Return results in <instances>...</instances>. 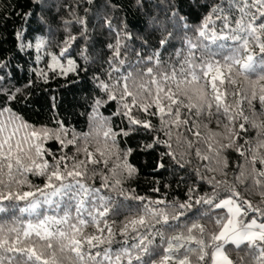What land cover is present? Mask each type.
<instances>
[{
	"label": "snow or ice",
	"instance_id": "1",
	"mask_svg": "<svg viewBox=\"0 0 264 264\" xmlns=\"http://www.w3.org/2000/svg\"><path fill=\"white\" fill-rule=\"evenodd\" d=\"M65 7L71 19L60 18V57L67 63L52 55L49 69L87 72L71 56L78 51L91 62L90 9L80 15L79 4ZM190 7L203 9L198 23L170 3L165 17L149 20L155 42L141 39L139 48L126 23L117 28L100 17L115 39L92 73L99 95L86 113L87 131L69 136L55 114L54 128L29 122L30 85L0 87V264H237L231 250L244 253L239 264L244 256L264 264V0H193ZM45 46L39 38L36 52ZM109 103L127 128L100 111ZM140 129L152 137L143 149H164L157 168H166L167 157L191 180L179 176L183 199L125 186L139 170L120 138Z\"/></svg>",
	"mask_w": 264,
	"mask_h": 264
},
{
	"label": "trees",
	"instance_id": "2",
	"mask_svg": "<svg viewBox=\"0 0 264 264\" xmlns=\"http://www.w3.org/2000/svg\"><path fill=\"white\" fill-rule=\"evenodd\" d=\"M143 10L137 4V0H93L92 5H88L85 0H42L38 4L35 0H0V63L6 66L0 68V87L23 88L25 84L30 87L24 89L30 94V107L24 108L25 119L40 126L46 124L50 128L57 125L52 118L64 122V126L77 132L87 131V115L90 112L89 107L93 96L99 95L94 89L92 73L99 71L100 60L108 55V49L105 44L115 39V34L109 33L107 27H104V20L100 17L108 16L113 25L122 28L127 24V30L132 33L130 41L136 48L140 47L141 39H148L155 42L156 36L149 26V20L152 16L165 17V12L170 3L176 4L182 8L183 14L189 16L192 23H198V17L203 14V9L190 7L193 0H141ZM205 0H200L204 3ZM209 2L219 3L220 0H209ZM79 4V14L84 15L83 9H90L88 14L89 29L92 40L89 43L90 63L85 65L78 51L72 52L71 58L80 66L88 68V71L78 70L68 75H59L58 70H50L51 56L60 57L62 41L66 33L63 30L61 17L71 19L68 15V8L65 6ZM115 5L116 7H111ZM58 9V10H57ZM31 12V16H25L24 13ZM41 17L47 21L42 22ZM79 26L74 25L73 34H78ZM22 34V38L17 37V33ZM39 38L46 41V46L40 53L36 52L35 44ZM79 39L77 43H79ZM31 44L32 47H25L21 50V44ZM76 48V45H73ZM69 51H72L71 49ZM37 55L41 59L36 60ZM38 70H43L47 76V82L38 74ZM240 87H245L242 81ZM55 97L56 107L52 108L51 97ZM115 110L114 103L102 107L100 111L104 116L112 117L114 127L119 126L127 128V120L121 121L119 117L112 116ZM134 115L142 118L141 114L134 112ZM155 123V121H153ZM215 127V125H213ZM151 135H145L144 130L140 129L130 136L120 138V147L122 149L131 148L133 151L128 157L129 161L139 170V174L125 186L133 187L141 194L152 198L167 196L169 200L173 196L184 198L187 190L186 184L182 183L177 187L179 176H186L187 183L191 180L187 178L186 172L177 173L174 171L175 165L165 157L163 162L165 169L157 168L160 161V152L163 147L157 149H143V144L150 142ZM126 141V142H125ZM47 146L57 151L59 145L50 140ZM234 155V154H233ZM193 164H196L193 159ZM99 179L97 178V185ZM166 185L168 187H166ZM154 187H159V192H153ZM205 191L210 189L205 188ZM254 204L259 203L260 198L252 195L249 197ZM210 227H213L210 225ZM115 247V246H114ZM234 249V246H229ZM230 258L239 264V256L244 253L237 250L229 251ZM245 264H252L251 256H244Z\"/></svg>",
	"mask_w": 264,
	"mask_h": 264
},
{
	"label": "rangeland",
	"instance_id": "3",
	"mask_svg": "<svg viewBox=\"0 0 264 264\" xmlns=\"http://www.w3.org/2000/svg\"><path fill=\"white\" fill-rule=\"evenodd\" d=\"M58 58H60V61H61L62 64H65L66 65V63H67L66 60H64L62 57H58ZM55 70H58L60 72V69L59 68H56ZM69 73H71V72H69ZM69 73H67L66 75H68Z\"/></svg>",
	"mask_w": 264,
	"mask_h": 264
}]
</instances>
